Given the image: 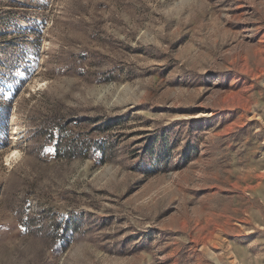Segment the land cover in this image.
<instances>
[{
  "label": "rangeland",
  "instance_id": "374dc122",
  "mask_svg": "<svg viewBox=\"0 0 264 264\" xmlns=\"http://www.w3.org/2000/svg\"><path fill=\"white\" fill-rule=\"evenodd\" d=\"M0 264H264V0H0Z\"/></svg>",
  "mask_w": 264,
  "mask_h": 264
}]
</instances>
